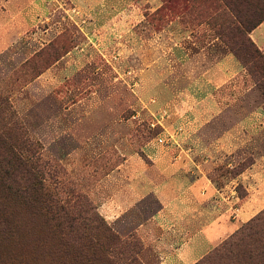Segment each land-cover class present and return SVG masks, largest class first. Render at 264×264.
I'll use <instances>...</instances> for the list:
<instances>
[{"label":"rangeland","instance_id":"374dc122","mask_svg":"<svg viewBox=\"0 0 264 264\" xmlns=\"http://www.w3.org/2000/svg\"><path fill=\"white\" fill-rule=\"evenodd\" d=\"M162 1L0 0V127L8 124L27 139L35 168L60 202L70 206L82 196L86 217L102 219L122 240L137 238L141 264L157 263L136 232L157 209L155 200L126 211L114 201L124 198L136 164L147 162L144 146L162 136V117L178 132L165 141H181L187 150L188 126L167 117L187 108L189 85L205 72L203 59L214 62L226 51L205 13L181 15ZM216 92L228 112L224 128L264 110V96L245 70ZM254 127L245 124L241 149L212 171L217 185L263 159L264 129ZM198 153L199 160L207 156ZM229 162L237 167L226 168ZM23 236L38 244L32 233ZM30 248L19 250L28 255ZM39 253L41 259L40 243Z\"/></svg>","mask_w":264,"mask_h":264},{"label":"crops","instance_id":"0c3cea01","mask_svg":"<svg viewBox=\"0 0 264 264\" xmlns=\"http://www.w3.org/2000/svg\"><path fill=\"white\" fill-rule=\"evenodd\" d=\"M249 36L264 54V22ZM205 49H198L194 55ZM188 57L192 58L189 53ZM200 64H204L205 72L189 85L187 108L167 117L188 126L187 136L192 140L187 150L181 141H165L166 136L174 137L178 132H172L162 117L158 122L162 136L144 146L147 162L136 164L124 198L114 201L120 211H126L146 198L155 200L157 209L136 232L154 250L156 264H195L264 208V157L254 158L220 185L212 174L219 163L230 158V151L241 149L246 123L264 129V110L224 128L228 112L216 91L244 69L226 52L214 62L205 57ZM201 150L207 155L203 160L197 158ZM225 167L233 170L237 165L229 162ZM239 185L245 191L242 197L237 194Z\"/></svg>","mask_w":264,"mask_h":264},{"label":"trees","instance_id":"16d2710c","mask_svg":"<svg viewBox=\"0 0 264 264\" xmlns=\"http://www.w3.org/2000/svg\"><path fill=\"white\" fill-rule=\"evenodd\" d=\"M162 2L171 9L178 7L181 15L201 17L205 13V24L214 31L215 39L239 62L264 96V54L249 36L264 22V0ZM3 126L0 127V264H141L137 257L142 250L141 242L133 236L128 241L122 240L102 219L96 222L86 217L88 213L82 206L89 203L82 196H76L70 206L66 201L65 205L60 202L35 168L27 139H20L8 124ZM34 221L39 227L33 226ZM27 233L36 237L37 245H31L29 236H23ZM39 243L44 252L41 259L37 255ZM21 244L28 250L34 247L38 253L30 248L32 254L22 255ZM195 264H264V209Z\"/></svg>","mask_w":264,"mask_h":264},{"label":"built area","instance_id":"2783aa9c","mask_svg":"<svg viewBox=\"0 0 264 264\" xmlns=\"http://www.w3.org/2000/svg\"><path fill=\"white\" fill-rule=\"evenodd\" d=\"M160 141V143L162 142L161 140H159Z\"/></svg>","mask_w":264,"mask_h":264}]
</instances>
